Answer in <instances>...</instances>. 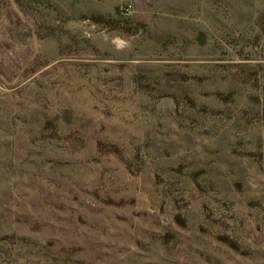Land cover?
<instances>
[{"label":"rangeland","instance_id":"374dc122","mask_svg":"<svg viewBox=\"0 0 264 264\" xmlns=\"http://www.w3.org/2000/svg\"><path fill=\"white\" fill-rule=\"evenodd\" d=\"M0 264H264V0H0Z\"/></svg>","mask_w":264,"mask_h":264},{"label":"built area","instance_id":"2783aa9c","mask_svg":"<svg viewBox=\"0 0 264 264\" xmlns=\"http://www.w3.org/2000/svg\"><path fill=\"white\" fill-rule=\"evenodd\" d=\"M127 11H129V8L128 9H126Z\"/></svg>","mask_w":264,"mask_h":264}]
</instances>
